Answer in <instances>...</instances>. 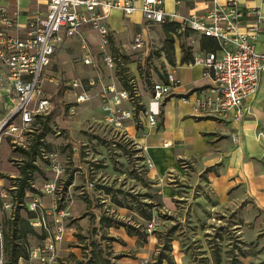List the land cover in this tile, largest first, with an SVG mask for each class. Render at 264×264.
Wrapping results in <instances>:
<instances>
[{"label": "rangeland", "instance_id": "374dc122", "mask_svg": "<svg viewBox=\"0 0 264 264\" xmlns=\"http://www.w3.org/2000/svg\"><path fill=\"white\" fill-rule=\"evenodd\" d=\"M118 19L108 26V42L102 48L97 43L96 34L88 31L85 43L91 51V66L82 64L80 42L72 39L60 46L47 69L48 77L55 79L46 85L52 110L48 115L44 144L38 147L36 164L40 171L32 177L34 192H28L24 197L20 216L26 217L25 203L33 198L39 199L46 208L51 204L50 198L43 196L39 190L53 177L49 162L54 159L64 167L58 179L60 189L54 200L58 208H64L69 213L63 222L65 230L62 241L57 245L58 257L54 264H93L94 244L96 249H102L101 255L107 259V264H116L113 242L122 244V241L117 237L108 243L102 240L103 236L108 237L104 218L135 227L140 225L146 236L153 237L154 241L150 245L147 243L149 252L144 259H136L137 264H156L155 260L162 255L170 256L175 264H215L214 252L219 255V264H228L234 257L238 264H264V221L257 219L263 211L258 210L254 199L248 196L237 201L233 207H217L219 203L214 199L207 176L211 172L216 173L218 165H203L197 170L192 160L178 158L174 164L176 168L150 175L153 162L147 154V147L138 143L141 139L146 140L151 131L143 126L142 111L151 96L148 82L153 84L166 77L162 58H165L164 48L169 37L163 33L162 26H149L147 29L144 24L135 26L129 23V16L122 14ZM136 34L143 39L141 48L132 45ZM176 43L179 48L184 45L193 50L192 47H199V36L189 33L185 37L177 32L173 36V59ZM107 58L112 62L110 67L106 64ZM4 75L0 68V79ZM119 76L133 86L131 101L123 106L133 109V120L127 122L130 130L125 132V136L115 135L101 122L102 113L96 98L76 106L74 115L67 114L73 100L74 92L69 87L72 79L82 82L84 89L94 95L102 85L113 83L120 88ZM89 82H93V86H89ZM177 96L174 95L175 98ZM179 100L183 102L181 98ZM192 111L201 114L193 110V103ZM6 113L0 103V116ZM230 120L233 121L232 118ZM162 125L161 106L158 124L152 130L158 132ZM38 128L37 122L33 131H27L24 140L19 143L13 142L11 137H1L0 181L5 190L12 189L11 179L18 176L17 167L23 159L18 148L27 149L39 133ZM143 132H148L146 137H141ZM262 135L260 132L258 139H262ZM87 183L93 184L92 189L85 188ZM164 188L170 191L164 192ZM11 195L8 191V201L12 200ZM241 206L249 208L242 211L243 218L238 214ZM141 211H150L151 217L157 219V225L150 233L145 230L146 220L138 214ZM12 212L13 204L1 211L2 239L4 223L11 218ZM243 220L241 226H235ZM34 231L37 236L29 237V249L42 240L39 236L43 233L38 228ZM145 239H137L134 245L142 246ZM20 263L36 264L29 258ZM161 264L167 263L163 261Z\"/></svg>", "mask_w": 264, "mask_h": 264}, {"label": "built area", "instance_id": "2783aa9c", "mask_svg": "<svg viewBox=\"0 0 264 264\" xmlns=\"http://www.w3.org/2000/svg\"><path fill=\"white\" fill-rule=\"evenodd\" d=\"M3 1L12 3L14 9L11 10ZM172 1L175 6L180 3V0ZM20 2L32 7L22 9ZM163 2L142 0L137 6L136 0H0V68L5 72L0 79V96L7 110L0 119V139L6 136L13 138V142H22L25 133L35 126L36 117L49 115L52 100L46 85L55 79L48 77L47 69L56 52L63 43L78 39L83 52L82 64L91 66V51L85 43L88 31H93L98 45L104 47L109 35L107 20L115 11L124 16L139 12L148 25L176 23L178 33L191 31L216 40L220 46L216 52L193 53L189 63L201 67L202 75L210 78L213 84L195 98L193 110L220 119L231 117L239 122L246 115L243 102L256 93L259 79L264 76V52L255 48L264 14L259 9L241 8L238 0H225L223 4L212 0L211 7L204 12L183 16L177 11H165ZM249 18H254L253 25L242 30V23ZM132 45L134 48L143 46L140 34L133 37ZM106 64L112 65L110 58ZM88 84L93 86L94 83ZM69 87L74 92L72 104L67 109L69 116L75 114L76 106L96 98L105 127L115 135H126V124L133 120L132 107L123 108L131 101L129 91L111 83L102 85L93 95L77 79H72ZM178 87L179 80L173 69L166 71L164 81L153 82L151 96L142 111L143 126L147 130L156 127L161 104ZM181 100L187 102L184 97ZM147 133L143 132L141 137H146ZM149 165L151 167L150 162ZM49 171L53 177L43 183L39 191L50 198L51 204L46 208L37 198L26 203L27 210L35 214L29 225L44 235L40 244L29 249V259L36 264L55 263L57 245L62 241L65 230L63 222L69 217L68 211L58 208L54 200L60 189L58 179L64 167L52 159ZM92 187V183L85 186L86 189ZM11 204L8 193L0 184V214ZM156 225L157 219L153 216L145 225L146 232L150 233ZM0 264H3L1 224Z\"/></svg>", "mask_w": 264, "mask_h": 264}, {"label": "crops", "instance_id": "0c3cea01", "mask_svg": "<svg viewBox=\"0 0 264 264\" xmlns=\"http://www.w3.org/2000/svg\"><path fill=\"white\" fill-rule=\"evenodd\" d=\"M142 0H136L140 6ZM225 0H217L223 4ZM243 9H259L264 14V0H238ZM4 4L13 10L14 6L9 1ZM212 0H180L175 6L172 0H164L163 8L167 12L177 11L183 16L201 13L209 9ZM19 7L24 9L32 7L26 2H20ZM114 14L112 17L111 15ZM119 12H112L107 23L119 21ZM129 23L135 26L146 24L139 12L132 14ZM254 18H249L241 25L242 30L251 27ZM255 48L258 52H264V22L260 24ZM241 30V31H242ZM192 34H196L190 32ZM199 36V34H196ZM174 49V67L169 65L166 59L162 60L169 71L175 68V75L179 80V87L173 94L167 97L162 104L163 125L161 130L150 131L146 140H139L140 146L147 147V154L151 158L154 168L150 175L162 174L166 169L176 168V159L192 160L197 170L204 165L211 167L218 165L215 173H209L207 179L214 199L219 203L217 207L235 206L237 201L251 197L256 203V208L263 212L258 215L260 222L264 221V76L259 79L256 93L243 102L246 115L238 122L227 118L226 121L217 120L210 115L194 114L192 103L195 98L209 88L213 87L210 78L202 75L199 66L189 64L180 65V48L176 43ZM192 53L200 52L199 47H192ZM174 95H178L177 98ZM187 98V102H181L179 98ZM0 103H2L0 96ZM5 115V114H4ZM0 116V119L3 116ZM130 126L127 127V131ZM263 133V138L258 139V134ZM167 144V146H165ZM181 175H184L182 172ZM15 177V176H13ZM0 184L2 182L0 181ZM170 189L164 188V192ZM248 206L240 207V217L243 218V210ZM236 209V208H234ZM237 214V215H238ZM241 219V218H240ZM239 221L235 226H241ZM108 237L119 239L113 242L114 255L122 257L116 259V264H137L139 258L144 259L149 252L147 243L150 245L154 239L146 236L142 246L136 247V236L127 235L122 227H108ZM153 240V241H152ZM132 251V253H130ZM137 259V260H136ZM21 264V263H20Z\"/></svg>", "mask_w": 264, "mask_h": 264}, {"label": "trees", "instance_id": "16d2710c", "mask_svg": "<svg viewBox=\"0 0 264 264\" xmlns=\"http://www.w3.org/2000/svg\"><path fill=\"white\" fill-rule=\"evenodd\" d=\"M162 26V31L169 38L166 39L167 45L164 48V54L166 61L169 65L174 66L173 61V36L178 32V25L176 23H165ZM191 31L183 32L185 37ZM220 48L218 42L210 37H199V49L201 51L208 52H216ZM181 57L179 60L180 65L189 64L192 62L193 53L190 47H185L184 45H180ZM164 81V80H163ZM118 82L121 89L132 92L133 86L128 83L127 80H124L119 76ZM150 91L152 90V84L149 83ZM137 119V115H135ZM48 116L46 117H36V123H39V133L36 134L33 139L28 144L27 149L18 148L20 150V154L23 159L21 160L20 165L17 167L18 176L11 179V187L12 189L6 190L10 191L12 194V204H13V212L11 218L4 223L5 229L3 230V264H18V262L22 260H28L29 258V248H28V239L30 236H37V233L34 231L29 225L31 219L34 218L35 214L33 212H29L27 210L26 217H22L19 214L20 209L24 207V197L28 192H34V188L32 187V177L35 172L40 171L39 166L36 164V158L38 156V147L41 144H44V137L47 134L48 129ZM33 131V128L31 129ZM31 133V132H30ZM26 207V203H25ZM139 216L143 219L149 221L151 218V212H143L138 213ZM104 227H122L126 231L129 236H136L137 239H144L146 237L144 230H140V225L135 227L131 226L128 223H124L119 220H111L110 218H104ZM44 235L41 234L39 239H43ZM102 240L107 241H115L114 238L103 236ZM94 251L92 250V262L93 264H107V259L102 257V249L97 248L94 244ZM122 256L115 255V259H118ZM91 259V258H90ZM230 262L228 264H238L239 261L234 257L230 258ZM213 260L215 264H219L220 258L217 252L213 253ZM91 261V260H90ZM165 261L167 264H175L173 259L170 256L162 255L155 260L156 264H161ZM77 264H82L78 262ZM91 264V262H89Z\"/></svg>", "mask_w": 264, "mask_h": 264}]
</instances>
